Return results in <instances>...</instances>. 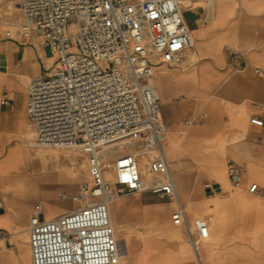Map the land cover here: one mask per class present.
Instances as JSON below:
<instances>
[{
    "label": "crops",
    "instance_id": "0c3cea01",
    "mask_svg": "<svg viewBox=\"0 0 264 264\" xmlns=\"http://www.w3.org/2000/svg\"><path fill=\"white\" fill-rule=\"evenodd\" d=\"M18 3L0 0V264H31L35 206L71 200L84 183L68 167L53 168L34 147L27 85L43 75L50 55L4 39L7 27L21 21ZM182 18L192 40L185 66L158 64L153 72L177 201L150 194L145 203L143 194H131L115 204L124 262L264 264V0H190ZM232 50L241 56L233 58ZM14 160L21 171L11 176L6 168ZM228 160L244 170L238 188L227 180ZM141 162L142 168L148 164L146 157ZM179 175L194 177L189 192H182ZM205 184L216 192L208 195ZM251 184L259 194L247 192ZM168 208L169 215L161 213ZM63 210L42 219L68 213Z\"/></svg>",
    "mask_w": 264,
    "mask_h": 264
},
{
    "label": "built area",
    "instance_id": "2783aa9c",
    "mask_svg": "<svg viewBox=\"0 0 264 264\" xmlns=\"http://www.w3.org/2000/svg\"><path fill=\"white\" fill-rule=\"evenodd\" d=\"M182 8V0H19L21 21L7 27L4 39L40 48L52 59L27 85L34 147L80 152L90 180L71 198L79 207L62 216L43 220L35 206L28 230L31 264H120L110 203L135 193L177 201L162 149L168 128L150 78L158 64L185 66L192 40ZM129 144L136 149L126 150ZM138 150L148 153L150 179L140 169ZM243 175L227 161L233 188ZM204 190L216 192L211 184ZM247 192L260 190L251 184Z\"/></svg>",
    "mask_w": 264,
    "mask_h": 264
},
{
    "label": "rangeland",
    "instance_id": "374dc122",
    "mask_svg": "<svg viewBox=\"0 0 264 264\" xmlns=\"http://www.w3.org/2000/svg\"><path fill=\"white\" fill-rule=\"evenodd\" d=\"M50 65V64H49ZM49 65H47L46 63V67H48ZM191 120H187L186 123L190 122ZM166 140V137H165ZM165 142V141H164ZM129 151H134L136 149L135 145L129 144L128 146H126ZM125 150V149H124ZM116 151V150H114ZM36 152L40 155H47V159L48 161L51 163V166L53 168H57V167H68L69 172L68 174H72V173H77L78 174V178H79V183H81L82 181L85 183H89L90 180L88 178V174H87V170H86V163H85V156L83 154H81L78 151H63V150H59V149H37ZM138 154L140 155V158H143V152L138 150L137 151ZM116 153L111 154L110 156L115 157ZM149 158V157H148ZM149 162L150 158L148 160V164L145 165V168H147L148 170H150L149 168ZM142 173L146 176L147 179H150L151 176L147 175V173L145 172L144 167L142 168ZM76 188V186H75ZM73 190H69L68 192H72L69 194H73L74 192H76V189ZM79 190V189H78ZM142 198L140 199L141 202H147L149 201V193H142ZM127 197V196H125ZM125 197L119 198L116 201H114L111 206L110 209L112 211V205L120 200L125 199ZM90 199V198H89ZM160 202H163L162 200ZM165 203V202H163ZM79 207V203L77 202H73L70 199H68L65 202H62L61 204H57L55 202H53L52 200L50 202H48L47 205H43V208L40 211V215L41 218H45L46 214H51V213H55L57 212V210H61L64 209L63 211H71L75 208ZM147 209V208H146ZM169 208L165 211L161 210V213L164 214L166 213L167 215H169ZM144 211V210H143ZM149 212L154 213L156 211L155 208H150L148 209ZM155 225V224H154ZM158 225V224H156ZM114 230L116 231V227L114 226ZM119 235H121V233H119ZM118 233H117V237L120 239ZM126 256L123 254L121 261V264H125L124 260H125Z\"/></svg>",
    "mask_w": 264,
    "mask_h": 264
},
{
    "label": "bare ground",
    "instance_id": "6f19581e",
    "mask_svg": "<svg viewBox=\"0 0 264 264\" xmlns=\"http://www.w3.org/2000/svg\"><path fill=\"white\" fill-rule=\"evenodd\" d=\"M190 4V0H182V6H184V7H186V6H188ZM51 62H52V59L50 58V56H47V65H49V64H51ZM153 72H154V70H153ZM150 82H152V84H154L155 86H156V83H155V80H156V76H155V73H152V76H151V78H150ZM154 86V87H155ZM158 94H159V92H158ZM187 122V121H186ZM189 124L191 123V122H188ZM187 123V124H188ZM164 143V142H163ZM143 152V156L144 157H146L147 158V160H149V158H148V153H146V152H144V151H142ZM139 157H140V155H139ZM141 159L142 158H139V166H140V169L142 168V162H141ZM167 163H168V161H167ZM171 164V163H170ZM168 167H169V170L171 169V165L169 166V164H168ZM144 169H145V172L147 173V175H149V176H151V173H150V170H148L147 168H145V166H144ZM6 170L9 172V174L11 175V176H16V175H18L19 173H20V167L17 165V161L16 160H14L13 162H12V164L11 165H9L7 168H6ZM178 178H179V182H180V188H181V190H182V192H189V188H191V186L193 185V184H195L194 183V177L192 176V175H186V176H178ZM200 182V181H199ZM10 184L14 187V188H20L19 186H20V184L18 183V181L16 180V179H10ZM135 194H141V193H135ZM86 199H88V200H94V199H92L88 194H86ZM128 196V195H127ZM125 197V196H124ZM90 198V199H89ZM122 198V197H121ZM117 199H119V198H117ZM117 199H115V200H113L111 203H110V205H109V211H110V217H111V221H112V225H113V228H114V226L116 227V230H117V228L119 227V224H118V220L121 218V212L119 213V212H116V208L114 207L115 206V204H117L118 202H120V201H118V202H116V203H114L113 205H112V211H111V209H110V206H111V204L114 202V201H116ZM120 246H121V244H120ZM121 264V263H120Z\"/></svg>",
    "mask_w": 264,
    "mask_h": 264
}]
</instances>
